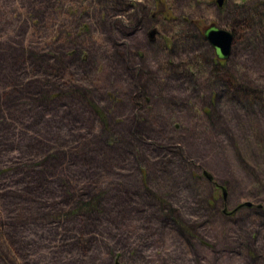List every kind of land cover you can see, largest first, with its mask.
<instances>
[{"label": "rangeland", "instance_id": "1", "mask_svg": "<svg viewBox=\"0 0 264 264\" xmlns=\"http://www.w3.org/2000/svg\"><path fill=\"white\" fill-rule=\"evenodd\" d=\"M0 264H264V0H0Z\"/></svg>", "mask_w": 264, "mask_h": 264}, {"label": "water", "instance_id": "2", "mask_svg": "<svg viewBox=\"0 0 264 264\" xmlns=\"http://www.w3.org/2000/svg\"><path fill=\"white\" fill-rule=\"evenodd\" d=\"M218 3L221 7L223 6V0H218ZM204 35L214 46L216 57L219 60L225 61L230 57L235 38L232 32L212 24L204 31ZM243 206L252 207L253 204L245 203Z\"/></svg>", "mask_w": 264, "mask_h": 264}, {"label": "trees", "instance_id": "3", "mask_svg": "<svg viewBox=\"0 0 264 264\" xmlns=\"http://www.w3.org/2000/svg\"><path fill=\"white\" fill-rule=\"evenodd\" d=\"M217 187V185H215ZM218 189H220L219 187L216 188L217 191H219ZM223 194L225 193V189H222Z\"/></svg>", "mask_w": 264, "mask_h": 264}]
</instances>
